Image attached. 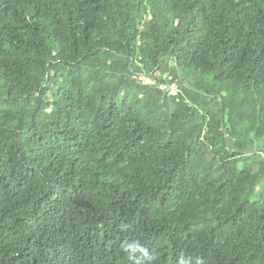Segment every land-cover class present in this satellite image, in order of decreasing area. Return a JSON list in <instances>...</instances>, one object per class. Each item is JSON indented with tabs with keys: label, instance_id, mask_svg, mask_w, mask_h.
I'll list each match as a JSON object with an SVG mask.
<instances>
[{
	"label": "trees",
	"instance_id": "obj_1",
	"mask_svg": "<svg viewBox=\"0 0 264 264\" xmlns=\"http://www.w3.org/2000/svg\"><path fill=\"white\" fill-rule=\"evenodd\" d=\"M263 139L264 0H0V264H264Z\"/></svg>",
	"mask_w": 264,
	"mask_h": 264
},
{
	"label": "clouds",
	"instance_id": "obj_2",
	"mask_svg": "<svg viewBox=\"0 0 264 264\" xmlns=\"http://www.w3.org/2000/svg\"><path fill=\"white\" fill-rule=\"evenodd\" d=\"M121 250L124 252L129 260H137V253L143 254L148 257L149 260L153 259L149 257L148 250L142 245L138 239L125 240L121 245ZM179 264H202L199 257H193L190 254L184 255L180 258Z\"/></svg>",
	"mask_w": 264,
	"mask_h": 264
},
{
	"label": "rangeland",
	"instance_id": "obj_3",
	"mask_svg": "<svg viewBox=\"0 0 264 264\" xmlns=\"http://www.w3.org/2000/svg\"><path fill=\"white\" fill-rule=\"evenodd\" d=\"M142 78H144V80L147 79L145 76H142ZM147 81H148V80H147ZM149 82H152V79H149ZM172 87H173V89H172V93H177V91H178L179 88H178L177 86H175V85H173ZM259 143H264V139L261 140V141H259Z\"/></svg>",
	"mask_w": 264,
	"mask_h": 264
},
{
	"label": "built area",
	"instance_id": "obj_4",
	"mask_svg": "<svg viewBox=\"0 0 264 264\" xmlns=\"http://www.w3.org/2000/svg\"><path fill=\"white\" fill-rule=\"evenodd\" d=\"M164 87H165V85H162V86H161V88H164Z\"/></svg>",
	"mask_w": 264,
	"mask_h": 264
}]
</instances>
